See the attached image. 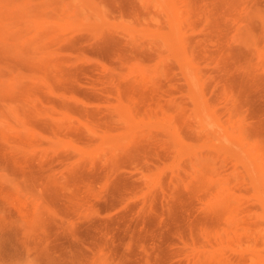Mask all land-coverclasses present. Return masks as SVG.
<instances>
[{"label":"rangeland","instance_id":"obj_1","mask_svg":"<svg viewBox=\"0 0 264 264\" xmlns=\"http://www.w3.org/2000/svg\"><path fill=\"white\" fill-rule=\"evenodd\" d=\"M176 2L0 0V264H264V0Z\"/></svg>","mask_w":264,"mask_h":264},{"label":"bare ground","instance_id":"obj_2","mask_svg":"<svg viewBox=\"0 0 264 264\" xmlns=\"http://www.w3.org/2000/svg\"><path fill=\"white\" fill-rule=\"evenodd\" d=\"M169 1V0H168ZM175 2L177 1V0H174ZM163 2H164V0H163ZM169 3V2H168ZM168 3H166V4H168ZM177 3V2H176ZM179 3V2H178ZM170 4V3H169ZM167 7H166V5H165V10L167 11V13L169 12L168 11V8L166 9ZM174 8V7H173ZM164 10V11H165ZM173 10V9H172ZM172 13H173V11H171ZM169 14L171 15V13L169 12ZM169 18V17H168ZM173 19H174V17H173ZM169 20H171V17H170V19ZM173 21V20H172ZM171 21V22H172ZM174 23H176L175 21H173V25H176V24H174ZM171 25H172V23H171ZM172 27V26H171ZM180 27H181V25H180ZM175 27H173L172 28V30L171 31H174L173 29H174ZM182 28V27H181ZM180 28V29H181ZM175 34V33H174ZM177 36H178V34H177ZM173 38H176L175 36L173 37ZM178 38V37H177ZM181 39V38H180ZM174 40V39H173ZM179 40V39H178ZM178 40H176V41H178ZM175 41V40H174ZM181 42H182V40H181ZM181 44H183V43H181ZM185 44V43H184ZM189 53V52H188ZM263 59H264V50L263 51H261V54H259ZM163 57V56H162ZM162 57H161V59H162ZM261 59V58H260ZM263 62V61H262ZM263 65V64H262ZM108 66V65H107ZM263 67V66H262ZM137 68V67H136ZM156 68V67H155ZM109 69V68H108ZM138 69V68H137ZM158 69V68H157ZM134 70V69H133ZM150 70H155V69H150ZM131 71H132V69H131ZM135 71V70H134ZM138 71H140L139 69H138ZM142 71H143V69H142ZM151 71V72H152ZM157 71V70H156ZM189 71L190 72H192L191 71V69H189ZM129 73H131V72H129ZM136 73V72H135ZM140 73V72H139ZM195 73V72H194ZM188 75V74H187ZM186 78V77H185ZM191 78V77H190ZM40 79V78H39ZM195 80V79H194ZM190 81H192V80H190ZM197 84V83H196ZM196 87V86H195ZM198 87V86H197ZM200 87V86H199ZM199 89V88H198ZM199 93H200V89H199ZM199 93H197V96L199 95ZM200 96H201V94L199 95V97L198 98H200ZM124 98V97H123ZM125 99V98H124ZM203 99H201L200 101H202ZM124 102H125V100H124ZM127 102V101H126ZM107 103H109V102H107ZM121 103V102H120ZM203 103V102H202ZM201 103V104H202ZM130 104V103H129ZM122 105V104H121ZM131 105V104H130ZM106 106V105H105ZM117 106V105H116ZM125 105L123 104V106L122 107H124ZM202 106V109H201V111H205V112H207L206 110H204L205 108H203V105H201ZM109 107V106H108ZM107 107V108H108ZM115 107V106H114ZM124 109V108H123ZM110 110V109H109ZM122 110V109H121ZM123 111H125V110H123ZM121 112V111H120ZM127 112H128V110H127ZM126 113V112H125ZM201 114H202V112H201ZM206 114V115H205ZM204 115H203V118H204V116H206V120H208V118H209V116L207 115V113H205ZM198 115H200V113L198 114ZM209 115H210V113H209ZM230 115V114H229ZM128 116V115H127ZM191 116V115H190ZM17 117V116H16ZM129 118H130V115L128 116ZM120 118V117H119ZM22 119V118H21ZM121 119L123 120V122H124V124L125 123H127L129 120H128V118L125 116V115H123V116H121ZM131 119V118H130ZM232 120H233V118H232ZM211 122V119L209 118V120L208 121H206V122ZM83 122V121H82ZM130 122V121H129ZM235 122L237 123V121L235 120ZM22 123V122H21ZM168 123V122H167ZM212 123V122H211ZM81 124V123H80ZM88 123H86V125H87ZM131 124V123H130ZM152 124V123H151ZM123 125V124H122ZM157 125V124H156ZM159 125H161V124H159ZM165 125V124H164ZM205 126H207L206 124H204ZM93 126V125H92ZM124 126V125H123ZM167 126V125H166ZM213 126V125H212ZM231 126V125H230ZM239 126V125H238ZM241 126V125H240ZM94 127V126H93ZM125 127V126H124ZM131 127V126H130ZM156 127V126H155ZM168 127V126H167ZM214 127H215V125H214ZM213 127V128H214ZM30 128V127H29ZM165 128V127H164ZM169 128V127H168ZM213 128H211L213 131H215V129H213ZM220 128V127H219ZM22 129H24V127L22 128ZM26 129V128H25ZM95 130L97 129V128H94ZM124 129H130L129 128V125H128V127H125ZM218 129V128H217ZM230 129V128H229ZM167 130V129H166ZM166 130H165V132H166ZM172 130V129H171ZM177 130V129H176ZM87 131H88V129H87ZM216 131H219V129L218 130H216ZM215 131V132H216ZM89 132V131H88ZM96 132H97V130H96ZM175 132V131H174ZM198 133H200L199 131H197ZM201 132H204V131H201ZM90 133V132H89ZM100 133V132H99ZM99 133L97 134V135H99ZM106 133V132H105ZM109 133V132H108ZM129 133H130V131H129ZM175 133H177V131L175 132ZM205 133V132H204ZM219 133V135H218V137H221V139L220 140H222V144H224V143H227L226 145H228V146H230V148L231 149H233L234 147H232L233 145H231V144H234V145H236V147H239V144H238V141L240 142V143H242L243 142V134H242V132H241V130L240 129H238L237 130V133L236 134H234V131L232 130L231 132H228V131H226L225 129H223L222 127H221V130H220V132H218ZM132 133H130V135H131ZM95 136H96V133L94 134ZM102 135V134H101ZM100 135V136H101ZM171 135H172V133H171ZM174 135H176V134H174ZM234 135H236V137H234ZM108 135H107V133L106 134H104L103 136H102V140H106V139H108V137H107ZM178 136V135H177ZM168 137H170V135L168 136ZM176 138V137H175ZM242 138V139H241ZM97 139V138H96ZM113 139V138H112ZM98 140H99V138H98ZM101 140V141H102ZM171 140H172V138H171ZM90 141H93V139L92 140H90ZM177 141H179V140H177ZM94 142H95V140H94ZM123 142V141H122ZM90 143V142H89ZM88 143V144H89ZM126 143V142H125ZM91 144H93V143H91ZM90 144V145H91ZM95 144V143H94ZM120 144V143H119ZM123 144V143H122ZM98 145V144H97ZM85 146V145H84ZM112 146V145H111ZM120 146V145H119ZM186 146L187 147H190V146H188L187 144H186ZM68 147V146H67ZM76 147V146H75ZM73 148V150H78L77 152H79V154L81 155V154H83L82 152L83 151H80L78 148ZM86 147V146H85ZM194 147V146H193ZM218 147V146H217ZM72 148V147H71ZM89 148V147H88ZM108 148V146H106L105 144H104V142H101V144H99V146H96V148L94 149V150H88L87 151V155H93L94 153H99L100 151L102 152L103 150H106ZM119 148V147H118ZM179 148V147H178ZM177 148V149H178ZM191 148V147H190ZM226 148V147H225ZM225 148H224V150H225ZM227 148H229V147H227ZM251 150H252V148H253V151H256V152H253L252 153V156H254V155H256V158H260L258 155H259V149L258 148H260L259 147V145H257V144H254V145H252L251 147ZM108 149H110V147L108 148ZM107 149V151H109ZM117 148H115L114 146H113V148H111V150L112 151H114V150H116ZM189 149V148H188ZM192 149V148H191ZM223 149V148H222ZM221 149V150H222ZM237 149V152L239 151V150H241V149H239V148H236ZM235 149V150H236ZM249 149V148H248ZM118 150V149H117ZM190 150V149H189ZM228 150V149H227ZM234 150V149H233ZM250 150V149H249ZM179 151H182V150H179ZM233 152H236V151H233ZM232 152V153H233ZM236 152V153H237ZM241 152V154H243L244 155V151H239L238 153H240ZM243 152V153H242ZM112 153V152H111ZM181 153V152H180ZM180 153H179V155H180ZM231 153V152H230ZM77 154V153H76ZM78 154V155H79ZM85 154H86V152H85ZM183 154V153H182ZM254 154V155H253ZM78 155H76L77 157H78ZM80 155H79V157H80ZM108 155V154H107ZM183 156V155H182ZM245 156H246V158H248L247 157V155H246V153H245ZM244 156V157H245ZM82 157V156H81ZM90 157V156H89ZM264 157V156H263ZM83 158V157H82ZM76 159V158H75ZM257 159V160H258ZM257 160L256 161H254L253 159H252V161H253V163H254V166L257 164L256 162H257ZM174 161V160H173ZM241 161V160H240ZM244 161V160H243ZM243 161H241V162H243ZM264 161V160H263ZM249 163H250V160H249ZM264 163V162H263ZM173 166H175V165H177L176 164V161H174L173 163ZM245 164V163H244ZM250 165V164H249ZM179 167V166H178ZM234 167H235V165H234ZM177 168V167H176ZM171 169V168H170ZM179 169V168H178ZM176 171V170H175ZM174 171V173L176 174L177 172H175ZM176 175H178V174H176ZM261 175V174H260ZM211 176V175H210ZM144 178L146 179V177L144 176ZM216 178V177H215ZM214 178V179H215ZM148 179V178H147ZM149 183L150 184H153V186L156 184L155 182L157 181V180H155V175H151L150 177H149ZM210 179V178H209ZM214 179H213V181H214ZM218 180V179H217ZM256 181H260V183L262 184V185H264V180L263 179H255L254 181H252L251 180V184L252 185H254V186H258L255 182ZM212 182V181H211ZM158 183V182H157ZM149 184V185H150ZM150 188V187H149ZM226 191V190H225ZM221 193V192H220ZM231 194V193H230ZM243 194V193H242ZM238 195V194H237ZM217 196V195H216ZM240 196V195H239ZM238 196V197H239ZM219 197V196H218ZM240 198H242V197H240ZM256 200V199H255ZM101 256H103V254H101Z\"/></svg>","mask_w":264,"mask_h":264},{"label":"clouds","instance_id":"obj_3","mask_svg":"<svg viewBox=\"0 0 264 264\" xmlns=\"http://www.w3.org/2000/svg\"><path fill=\"white\" fill-rule=\"evenodd\" d=\"M8 264H38V258L34 254L25 250L22 256L10 259Z\"/></svg>","mask_w":264,"mask_h":264}]
</instances>
